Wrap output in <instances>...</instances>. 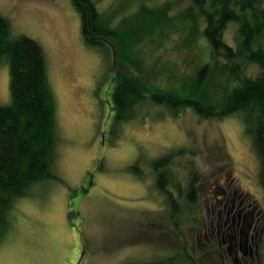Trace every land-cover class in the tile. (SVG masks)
<instances>
[{"label": "rangeland", "instance_id": "rangeland-1", "mask_svg": "<svg viewBox=\"0 0 264 264\" xmlns=\"http://www.w3.org/2000/svg\"><path fill=\"white\" fill-rule=\"evenodd\" d=\"M94 1L103 15L113 13L114 21L138 29L143 8L157 9L165 0ZM173 1L170 16L188 3ZM0 14L14 36H28L43 48L61 138L57 179L35 185L30 195L13 203L0 242V264L220 263L217 252H205L211 228L204 224L222 187L250 194L243 205L255 206L264 224L259 160L239 114L199 119L184 109L172 117L163 106L148 103L132 120L115 122L116 56L111 66L83 42L71 0H0ZM165 24L129 47L139 60L133 69L153 72L154 85L166 88L163 76L175 72L174 81L189 79L193 60L208 50L202 39L191 38L187 21L172 17ZM235 28V22L226 26V43L234 44ZM9 102V67L3 60L0 104ZM177 147L197 151L184 157L194 159L198 170V206L186 208L182 223L172 226L151 162ZM137 160L138 172L131 168ZM177 178L174 173L172 181ZM168 189L176 194L173 186ZM221 207L219 203L215 210ZM255 238L259 258L254 264H264V229Z\"/></svg>", "mask_w": 264, "mask_h": 264}, {"label": "trees", "instance_id": "trees-1", "mask_svg": "<svg viewBox=\"0 0 264 264\" xmlns=\"http://www.w3.org/2000/svg\"><path fill=\"white\" fill-rule=\"evenodd\" d=\"M262 1L187 0L186 7L170 16L174 1L165 0L157 9L143 8L136 29L129 23L121 25L120 21H114L113 13L103 15L94 0H71L79 14L83 42L99 50L102 59L111 66L116 56L114 61L118 66L112 93L114 121L132 120L141 112L143 104L148 103L163 106L172 117L184 109L191 110L199 119L239 114L244 132L251 137L258 156L264 198ZM172 17L187 21L191 38L202 39L208 51L193 60L195 65L189 79L182 76L174 81L175 72L163 76L165 88L163 83L154 85L153 72L139 74L140 66L133 69L131 65L136 66L139 60L133 56L131 46ZM229 22L236 23L234 44L223 39ZM3 60L9 67L10 102L0 104V242L9 229L13 203L30 195L35 185L57 179L55 167L61 140L56 125V98L43 48L28 36H14L8 19L0 14V64ZM196 152L177 147L151 162L155 184L165 195L172 226L182 223L180 219L183 211H188L186 208L193 210L198 206V170L194 159L184 157L194 156ZM131 168L138 172V160ZM173 170L178 176L176 183L172 181ZM172 186L176 190L174 195L168 189Z\"/></svg>", "mask_w": 264, "mask_h": 264}, {"label": "flooded vegetation", "instance_id": "flooded-vegetation-1", "mask_svg": "<svg viewBox=\"0 0 264 264\" xmlns=\"http://www.w3.org/2000/svg\"><path fill=\"white\" fill-rule=\"evenodd\" d=\"M219 194L220 198L216 197L212 202L211 215L204 224L206 227L209 224L208 227L211 228V234H205V245L208 247L205 252L214 253L211 251L214 250L219 254L221 262L214 264H254L259 258V244L255 237L259 232L262 234L264 229L261 216L256 212L255 206L251 208L243 205L250 194L237 188L231 191L229 187H222ZM237 197L241 198L235 202ZM219 203H222L221 209L215 210Z\"/></svg>", "mask_w": 264, "mask_h": 264}]
</instances>
